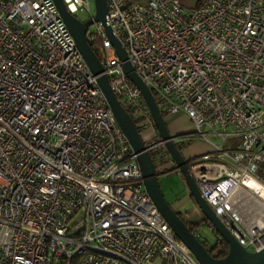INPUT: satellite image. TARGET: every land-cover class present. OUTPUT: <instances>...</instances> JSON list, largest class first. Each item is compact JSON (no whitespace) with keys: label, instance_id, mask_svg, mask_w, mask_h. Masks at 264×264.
Segmentation results:
<instances>
[{"label":"built area","instance_id":"built-area-1","mask_svg":"<svg viewBox=\"0 0 264 264\" xmlns=\"http://www.w3.org/2000/svg\"><path fill=\"white\" fill-rule=\"evenodd\" d=\"M71 13L89 0H63ZM105 24L238 244L264 247V0H106ZM87 39L153 161L170 157L105 26ZM212 137L219 140L216 142ZM239 142L224 148L228 138ZM174 139V138H173ZM159 151L158 154L152 155ZM175 167V164H174ZM180 173V171L176 168ZM200 264L147 193L137 156L53 0H0V264Z\"/></svg>","mask_w":264,"mask_h":264},{"label":"water","instance_id":"water-1","mask_svg":"<svg viewBox=\"0 0 264 264\" xmlns=\"http://www.w3.org/2000/svg\"><path fill=\"white\" fill-rule=\"evenodd\" d=\"M53 1L58 8L60 16L74 37L77 48L83 59L87 63L91 72L97 76L98 85L106 97L108 106L112 111L116 123L126 136L130 146L137 156V161L143 176V184L147 193L158 211L171 227L175 236L183 242L186 248L200 264H264V247L257 251H248L239 245L235 237L228 231L205 199L201 196L195 178L190 171L187 159L184 157L180 148L175 144L173 137L170 135L153 94L146 84L137 76L128 60L125 49L120 41L114 36L110 26L105 24V16L107 14L106 0H93L95 13L93 18L86 21H81L71 14L66 9L63 0ZM95 22H100L105 26V32L114 46L118 57L122 61V67L127 78L140 90L156 131L158 132L159 137L164 141V145L175 164V168H177L183 176L194 203L197 205L203 218L208 222L214 233L226 242L228 250L225 256L221 258L214 257L200 238L188 227L182 217L167 202L157 179L154 161L145 147V143L138 127L131 114L124 109L112 92L108 77L103 72V67L95 51L88 42V28Z\"/></svg>","mask_w":264,"mask_h":264},{"label":"rangeland","instance_id":"rangeland-1","mask_svg":"<svg viewBox=\"0 0 264 264\" xmlns=\"http://www.w3.org/2000/svg\"><path fill=\"white\" fill-rule=\"evenodd\" d=\"M200 1L201 0H181V4L186 8H195L198 6ZM89 4H90V12L78 11L74 14V16H76L81 21H86L93 18L95 13L93 0H89ZM96 29H97V23L95 22L89 26L88 34L95 33ZM135 120L136 123L140 121V119H135ZM164 121L168 126L169 130L174 132L181 130L183 128H189L188 130L193 128L190 119L183 116L176 118L171 116H166L164 117ZM212 139L216 142H219V140H217L214 137H212ZM177 142L180 143L182 148L181 152L185 156L188 154V151L195 152L196 149L205 147V144L200 142V140H198L197 138H194L189 142L188 140L185 141V139L183 138H178ZM238 142H239V138L237 137L228 138L226 144L224 145V148L229 149L230 146L235 145ZM158 153L159 151L153 153L152 155H156ZM158 166L160 167V172H161L160 175L157 174V179L160 188L164 193L166 200L170 204H174L175 202L179 201L181 198L185 197L187 186L185 184L184 178L178 171L173 169L175 168L173 161H169L168 163L162 162ZM182 219L186 222V224L189 225V228L200 238V240L202 242H205V245L207 247H210V245L214 244L216 239L219 238V236L216 235L214 231L211 229L208 222L204 220L203 215L199 210V208L197 207V205L189 209L186 213H184V215H182ZM216 249H214V251H216ZM154 264H158V262H155Z\"/></svg>","mask_w":264,"mask_h":264},{"label":"crops","instance_id":"crops-1","mask_svg":"<svg viewBox=\"0 0 264 264\" xmlns=\"http://www.w3.org/2000/svg\"><path fill=\"white\" fill-rule=\"evenodd\" d=\"M187 117L185 114H176V115H172L171 117ZM188 118V117H187ZM189 119V118H188ZM191 121V120H190ZM191 124H192V122H191ZM193 125V124H192ZM167 128H168V126H167ZM189 128H183V129H181V130H178V131H176V132H174V131H170L169 130V128H168V130H169V133H170V135L174 138V142H175V144L180 148V150H182V148H181V145H180V143H178L177 142V139L178 138H183V139H185V141L186 140H188V142L189 141H191L192 139H194L195 137H193V138H186L184 135L186 134V133H190V132H192L193 130H194V126H193V128L192 129H190V130H188ZM143 130H144V136L145 137H151V138H154V140H160V137H159V134H158V132L156 131V128H155V126H153V125H151V124H146L145 126H144V128H143ZM198 140H200V142H202L203 144H205V147H203V148H199V149H196L195 150V152H193V151H188V154L185 156L183 153V155H184V157L186 158L187 156V158L186 159H188V158H190V157H193V156H196V155H200V154H202V153H204V152H206V151H208L209 150V147H208V145L203 141V140H201V139H199V138H197ZM187 145H188V143H187ZM197 151V152H196ZM160 154V153H159ZM169 161H173L171 158H169V157H166V158H163L162 159V161H161V163L162 162H166V163H168ZM154 164H155V168H156V173L158 174V175H160V167L158 166V165H160V158L158 159V160H155L154 161ZM167 165V164H166ZM173 169H175L176 170V168H173ZM177 171V170H176ZM165 172V171H164ZM164 194V193H163ZM168 202V201H167ZM169 203V202H168ZM170 204V203H169ZM171 206H172V208L182 217V215H184V213H186L189 209H191V208H193L194 206H196V204L194 203V201H193V199H192V197L190 196V194H189V191H188V189L186 188V194H185V197H183V198H181L179 201H177V202H175L174 204H170Z\"/></svg>","mask_w":264,"mask_h":264},{"label":"flooded vegetation","instance_id":"flooded-vegetation-1","mask_svg":"<svg viewBox=\"0 0 264 264\" xmlns=\"http://www.w3.org/2000/svg\"><path fill=\"white\" fill-rule=\"evenodd\" d=\"M206 248L216 258H221V257L225 256V255L220 254V252L223 251L224 249L221 248V245L218 243V240H216L214 244H211L210 247L206 246ZM214 249H216V251H214Z\"/></svg>","mask_w":264,"mask_h":264},{"label":"trees","instance_id":"trees-1","mask_svg":"<svg viewBox=\"0 0 264 264\" xmlns=\"http://www.w3.org/2000/svg\"><path fill=\"white\" fill-rule=\"evenodd\" d=\"M90 45H91L92 49L94 50L93 44H90ZM188 227H189V225H188ZM216 240H218V243L221 245V248L224 249L223 251L220 252V254L221 255H226L227 250H228V246H227L226 242L222 238H220V237L217 238ZM203 243L205 244V242H203Z\"/></svg>","mask_w":264,"mask_h":264}]
</instances>
